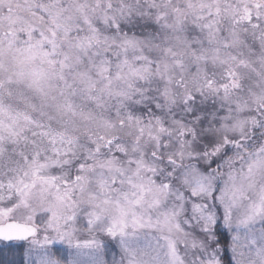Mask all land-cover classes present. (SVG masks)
Returning a JSON list of instances; mask_svg holds the SVG:
<instances>
[{
    "label": "snow or ice",
    "instance_id": "1",
    "mask_svg": "<svg viewBox=\"0 0 264 264\" xmlns=\"http://www.w3.org/2000/svg\"><path fill=\"white\" fill-rule=\"evenodd\" d=\"M0 264H264V0H0Z\"/></svg>",
    "mask_w": 264,
    "mask_h": 264
}]
</instances>
